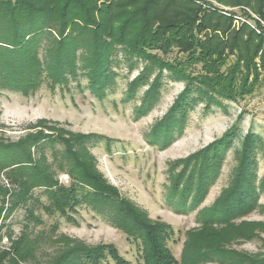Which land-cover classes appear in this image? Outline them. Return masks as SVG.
Masks as SVG:
<instances>
[{"label":"trees","instance_id":"obj_1","mask_svg":"<svg viewBox=\"0 0 264 264\" xmlns=\"http://www.w3.org/2000/svg\"><path fill=\"white\" fill-rule=\"evenodd\" d=\"M214 1L224 6L242 5L264 18V0ZM208 10L194 0H0V89L21 90L28 95L43 81L53 87L79 74L92 92L103 96L114 83L118 49L127 61L145 62L141 73L128 85L129 97L145 84L149 70H168L172 80L185 82L182 93L149 134L151 143L165 147L184 126L191 91L198 93L195 100L200 102L212 101V94L235 101L247 95L257 82L255 60L264 65V28L259 22H255L256 29L242 24L234 30L231 16ZM204 31L210 34L202 35ZM173 49L183 57L168 62L154 53L167 55ZM229 56L235 58L233 63L222 69ZM196 64H200L201 72L186 71ZM250 75L253 78L249 83ZM159 80L156 75L141 97L138 116L157 101ZM23 131L16 140L0 135V231L11 213L23 206L27 221L40 222L33 208L27 207L30 201L48 215L63 217L83 203L104 213L115 227L142 246V264L176 263L165 245L172 233L170 226L146 220L145 213L119 199L97 171L89 145L101 139L100 135L74 133L47 119H38ZM57 146L62 149L58 151ZM228 146L225 135L219 142L170 163L169 196H179L175 204L181 211L186 210L192 191L189 207L200 203L219 170L220 152ZM47 147L55 165L47 157ZM253 149L252 137L246 136L229 187L205 214V224L186 242L195 261L184 253L181 264L223 258L226 254L217 252L224 245L254 237L249 224L237 226L233 222L256 207ZM179 166L181 171L173 173ZM60 173L68 176V185L59 182ZM36 190L45 202L34 196ZM25 226L16 239L11 233L7 235L10 247L0 252V264H21L39 248V241L29 237ZM240 227L242 230L228 240L225 229ZM193 238L202 243V251ZM70 243L73 245L67 244L50 264H131L112 244L90 247L77 240ZM234 262L264 264V256H242Z\"/></svg>","mask_w":264,"mask_h":264},{"label":"rangeland","instance_id":"obj_2","mask_svg":"<svg viewBox=\"0 0 264 264\" xmlns=\"http://www.w3.org/2000/svg\"><path fill=\"white\" fill-rule=\"evenodd\" d=\"M194 1L206 6L209 12L231 16L234 30H238L242 24L256 29L255 22H259L264 28V18L242 5L224 6L214 0ZM205 33L210 34L209 31H204L202 35ZM118 51L117 49V56L115 55L118 63L113 67L116 73L114 83L105 90L103 96L92 92L87 87L86 79L79 74L78 78H67L66 82L53 87L43 81L36 91L28 95H24L21 90L0 89V135L16 140L24 134L23 129L27 125L38 119L56 122L74 133L100 135L101 139L98 138L99 140L89 145L97 171L116 190L118 198L144 212L146 220L170 226L172 233L166 238L165 245L176 260L175 264H181L184 253L191 262L195 261L186 242L205 224V214L229 187L238 165L241 145L246 136H251L254 142L252 168L256 207L248 215L233 222L237 226L249 224L248 229L254 231V237L234 240L224 245L222 251L217 253L223 252L226 255L223 258L217 257L219 260L202 262L204 260L201 259L202 263H195L235 264L234 261L242 256H264V65L261 66L258 59L255 60L259 73L257 82L247 95L235 101L224 100L212 94V101L200 102L195 100L198 93L191 91L187 98L191 104L186 110L183 128L169 144L162 147L149 141L150 131L164 118L182 93L185 82L172 80L168 70H149L145 84L138 86L133 96L129 97L128 85L141 73L145 62L127 61L123 52ZM154 53L168 62L183 57L175 49L167 55ZM234 59L229 56L222 69L232 64ZM186 71L201 72L200 64L189 66ZM156 75L160 78L158 99L144 115L138 116L136 108ZM252 78L250 75L249 83ZM225 135H228L229 146L220 152L219 170L208 183L205 195L197 206L189 207L192 191L186 201V212L181 211L175 204L179 196L175 195L173 199L169 196L172 184L170 163L185 159L219 142ZM56 149L59 151L62 147L57 146ZM51 152V148L47 147V157L55 165ZM179 171L181 166L175 168L173 173ZM58 180L61 184H69V178L65 174H58ZM184 182V179L181 180L180 186ZM39 193L40 190L34 191V196H39V200L45 202L46 198ZM27 207L33 208L40 222L27 221L23 206L11 213L0 231V252L10 247L7 235L11 233L13 240L18 238L26 229L25 225H28L29 237L39 241V248L32 257L21 264H50L52 258L67 244L73 245L70 243L72 240L90 247L112 244L119 255L131 264H142V246L128 237L121 228L115 227L114 222L97 209L82 203L68 212V217H63L57 213L46 214L36 202L30 201ZM241 230V227L230 231L225 229L227 239ZM193 242L201 244L199 248L203 250L201 242L194 238Z\"/></svg>","mask_w":264,"mask_h":264}]
</instances>
